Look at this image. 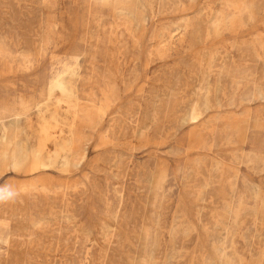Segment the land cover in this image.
I'll list each match as a JSON object with an SVG mask.
<instances>
[{
	"label": "rangeland",
	"instance_id": "374dc122",
	"mask_svg": "<svg viewBox=\"0 0 264 264\" xmlns=\"http://www.w3.org/2000/svg\"><path fill=\"white\" fill-rule=\"evenodd\" d=\"M0 264H264V0H0Z\"/></svg>",
	"mask_w": 264,
	"mask_h": 264
},
{
	"label": "bare ground",
	"instance_id": "6f19581e",
	"mask_svg": "<svg viewBox=\"0 0 264 264\" xmlns=\"http://www.w3.org/2000/svg\"><path fill=\"white\" fill-rule=\"evenodd\" d=\"M31 110V109H30ZM23 111V110H22ZM31 112V111H30ZM11 114V113H10ZM14 118V117H13ZM5 152V151H4ZM8 154V153H7ZM14 155V154H13ZM5 155H3V157H4ZM8 158V157H7ZM3 159V158H2ZM1 167H3V166H1Z\"/></svg>",
	"mask_w": 264,
	"mask_h": 264
},
{
	"label": "clouds",
	"instance_id": "9594fccd",
	"mask_svg": "<svg viewBox=\"0 0 264 264\" xmlns=\"http://www.w3.org/2000/svg\"><path fill=\"white\" fill-rule=\"evenodd\" d=\"M10 195H11V193H10Z\"/></svg>",
	"mask_w": 264,
	"mask_h": 264
}]
</instances>
